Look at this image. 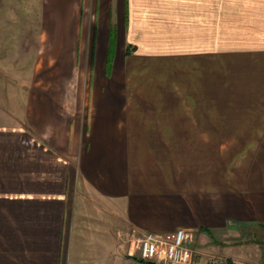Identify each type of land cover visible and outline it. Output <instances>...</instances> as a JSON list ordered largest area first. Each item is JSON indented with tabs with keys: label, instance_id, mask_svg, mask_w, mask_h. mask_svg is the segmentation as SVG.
<instances>
[{
	"label": "crops",
	"instance_id": "crops-1",
	"mask_svg": "<svg viewBox=\"0 0 264 264\" xmlns=\"http://www.w3.org/2000/svg\"><path fill=\"white\" fill-rule=\"evenodd\" d=\"M30 2L0 25L32 81L0 120V264H113L178 228L249 264L230 243L264 242V0Z\"/></svg>",
	"mask_w": 264,
	"mask_h": 264
},
{
	"label": "rangeland",
	"instance_id": "rangeland-1",
	"mask_svg": "<svg viewBox=\"0 0 264 264\" xmlns=\"http://www.w3.org/2000/svg\"><path fill=\"white\" fill-rule=\"evenodd\" d=\"M30 8H31L30 0H0V25L8 21L9 18H11L9 16L12 11L15 13V15H13V18H12L14 22H18L17 20L18 18L24 19L27 15L30 18L32 16V15L30 16L29 14ZM29 18H28V21H29ZM128 54L129 52L127 53V49H126V55ZM8 69L9 67L5 66V64L0 63V105L4 106L5 104L6 106H9L13 109L8 110L6 112H0V120L7 118L5 113L7 114L10 113V115L13 114L14 116L15 114L18 115L21 113L16 110V105L22 104L21 102L23 99L22 92L27 88V85L30 86L31 85L30 82H32L30 77L29 78L26 77V74H27L26 72L25 74H17ZM37 73H38V77L36 79V85H35L37 88L48 86L51 84V80L46 77V76L49 77L48 74H46L43 71H39ZM107 75H108V78L113 76V74L112 75L107 74ZM142 79H143L142 75L138 76L135 80V83H137L139 86H143L145 84L148 85V79L144 80L141 83ZM110 82H111L110 79L105 80L103 78L95 79L93 80V82L86 80L85 86L89 87V85H94V86L96 85L97 87V86H101V84L107 85V83H110ZM151 82L153 83L152 80ZM58 83L59 85L55 84V86L59 89L65 86V84H63L62 82H58ZM88 95L86 94L87 98L91 96V95L89 96ZM116 226H117L116 220H114L113 218V246L115 245L114 238L119 237V235L116 234V231H117V229H115ZM252 237H253L252 233H249V234L245 233V235L242 236V238H239L237 240H232L230 245L234 246V249L233 248H231L232 250L225 249L223 251L225 252L227 250H230L233 252L230 254L231 256L237 255L238 257L242 259H248L249 264H259V263L261 264L262 261H259L258 256H261L264 252V242H260V238L258 237L256 238L255 237L252 238ZM190 244L192 246V249L195 250L196 252L195 254H193L191 264L196 263L194 259L199 258V257L205 258L204 260L207 261L206 255L213 254V253H209L206 250L219 249L216 247L210 248L208 245H202L201 242L195 240V237L192 238V240L190 241ZM219 244L222 246V243L219 242ZM238 245H242V246L237 247ZM198 252H200V254ZM118 259H123L124 264H137V261H136L137 258L135 257L127 258L125 257V255L120 254L119 256L118 254L113 253V264H122L120 261L118 262ZM144 264H148V263L144 262ZM206 264H209V263L207 262Z\"/></svg>",
	"mask_w": 264,
	"mask_h": 264
},
{
	"label": "built area",
	"instance_id": "built-area-1",
	"mask_svg": "<svg viewBox=\"0 0 264 264\" xmlns=\"http://www.w3.org/2000/svg\"><path fill=\"white\" fill-rule=\"evenodd\" d=\"M128 242L134 249L129 254L136 253L135 256L140 262L148 264H191L193 254L196 253L190 244L189 234L183 228L170 234L132 231ZM206 256L209 264H236L219 255Z\"/></svg>",
	"mask_w": 264,
	"mask_h": 264
},
{
	"label": "bare ground",
	"instance_id": "bare-ground-1",
	"mask_svg": "<svg viewBox=\"0 0 264 264\" xmlns=\"http://www.w3.org/2000/svg\"><path fill=\"white\" fill-rule=\"evenodd\" d=\"M222 258L228 260L229 262H233V263H236V264H240L239 262H237V261H235V260H230V259H228V258H224V257H222Z\"/></svg>",
	"mask_w": 264,
	"mask_h": 264
},
{
	"label": "trees",
	"instance_id": "trees-1",
	"mask_svg": "<svg viewBox=\"0 0 264 264\" xmlns=\"http://www.w3.org/2000/svg\"><path fill=\"white\" fill-rule=\"evenodd\" d=\"M130 51V49L129 48H127V53Z\"/></svg>",
	"mask_w": 264,
	"mask_h": 264
}]
</instances>
